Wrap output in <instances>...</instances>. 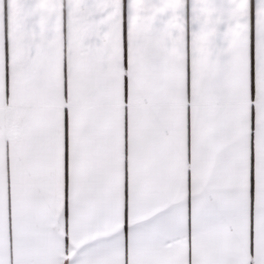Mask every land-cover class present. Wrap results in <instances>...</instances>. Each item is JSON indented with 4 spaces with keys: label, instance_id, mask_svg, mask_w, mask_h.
<instances>
[{
    "label": "snow or ice",
    "instance_id": "snow-or-ice-1",
    "mask_svg": "<svg viewBox=\"0 0 264 264\" xmlns=\"http://www.w3.org/2000/svg\"><path fill=\"white\" fill-rule=\"evenodd\" d=\"M0 264H264V0H0Z\"/></svg>",
    "mask_w": 264,
    "mask_h": 264
}]
</instances>
